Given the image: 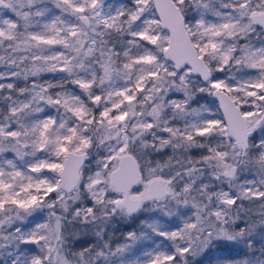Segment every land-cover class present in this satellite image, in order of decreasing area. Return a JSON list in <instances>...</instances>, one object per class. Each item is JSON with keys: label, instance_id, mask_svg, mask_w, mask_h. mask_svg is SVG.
Returning a JSON list of instances; mask_svg holds the SVG:
<instances>
[{"label": "snow or ice", "instance_id": "obj_1", "mask_svg": "<svg viewBox=\"0 0 264 264\" xmlns=\"http://www.w3.org/2000/svg\"><path fill=\"white\" fill-rule=\"evenodd\" d=\"M0 264H264V0H0Z\"/></svg>", "mask_w": 264, "mask_h": 264}, {"label": "rangeland", "instance_id": "obj_2", "mask_svg": "<svg viewBox=\"0 0 264 264\" xmlns=\"http://www.w3.org/2000/svg\"><path fill=\"white\" fill-rule=\"evenodd\" d=\"M137 226L136 225H132L130 228H128V227H124V226H122V225H117V228H119L120 229V231H117L116 232V238L117 239H121L122 237H121V232H124V231H128V230H133V229H135Z\"/></svg>", "mask_w": 264, "mask_h": 264}]
</instances>
